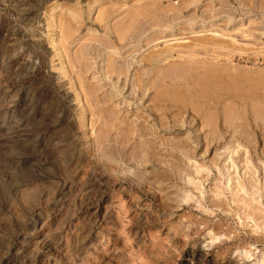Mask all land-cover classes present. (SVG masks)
I'll use <instances>...</instances> for the list:
<instances>
[{
  "label": "rangeland",
  "instance_id": "1",
  "mask_svg": "<svg viewBox=\"0 0 264 264\" xmlns=\"http://www.w3.org/2000/svg\"><path fill=\"white\" fill-rule=\"evenodd\" d=\"M0 264H264V0H0Z\"/></svg>",
  "mask_w": 264,
  "mask_h": 264
},
{
  "label": "bare ground",
  "instance_id": "2",
  "mask_svg": "<svg viewBox=\"0 0 264 264\" xmlns=\"http://www.w3.org/2000/svg\"><path fill=\"white\" fill-rule=\"evenodd\" d=\"M180 55V54H179Z\"/></svg>",
  "mask_w": 264,
  "mask_h": 264
}]
</instances>
